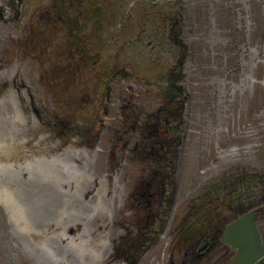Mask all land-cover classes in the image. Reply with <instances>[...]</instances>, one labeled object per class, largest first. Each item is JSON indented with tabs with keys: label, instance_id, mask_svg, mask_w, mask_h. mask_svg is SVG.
<instances>
[{
	"label": "rangeland",
	"instance_id": "1",
	"mask_svg": "<svg viewBox=\"0 0 264 264\" xmlns=\"http://www.w3.org/2000/svg\"><path fill=\"white\" fill-rule=\"evenodd\" d=\"M191 1L93 0L100 20L72 13L64 23L58 0H0V149L10 153H0V189L13 195L10 205L0 190V264H168L181 234L222 230L218 223L238 206L260 203L264 182L249 174L264 171V73H225L220 63L223 52L232 61L239 51L249 63L248 53L264 49L236 43L237 1ZM206 2L215 5L209 17L200 13ZM179 10L186 18L177 36ZM191 13L201 38L189 35ZM253 17L258 41L264 19ZM187 37L192 56L182 62ZM177 71L185 73L182 89L168 83ZM172 108L181 110L176 121L186 120L175 122V134H184L181 201L175 223L156 235L139 219L148 210L124 197L120 141L131 136V148L140 125ZM180 224L189 225L179 235ZM232 253L220 232L199 264H232Z\"/></svg>",
	"mask_w": 264,
	"mask_h": 264
},
{
	"label": "flooded vegetation",
	"instance_id": "2",
	"mask_svg": "<svg viewBox=\"0 0 264 264\" xmlns=\"http://www.w3.org/2000/svg\"><path fill=\"white\" fill-rule=\"evenodd\" d=\"M14 0H7V2H12ZM21 1V0H19ZM202 0H198L200 3ZM193 2V0L191 1ZM195 2V1H194ZM224 3V0L220 1ZM212 3H208V7ZM2 5H0V16L2 15ZM183 16V12H181ZM201 14L205 15L202 8ZM185 18H186V14ZM202 15V16H203ZM190 21L193 20V14H190ZM189 17V16H188ZM179 21V19H176ZM176 28V31L178 33ZM264 42V41H263ZM261 53V52H259ZM259 53H254V56L249 59V65H253L254 72L262 71L264 73V56L258 57ZM264 55V53H262ZM1 56H0V65H1ZM232 66H237L232 67ZM1 67V66H0ZM246 68H248V63H243L241 57L236 58V60L224 62L221 69L224 72H235V73H246ZM18 74V73H17ZM15 79L13 78V84ZM23 84V83H21ZM183 87L181 86V89ZM187 93V94H186ZM185 100L181 105L185 114L189 115V111L186 109V104L188 99V91L186 90ZM170 114H164L162 118L155 121V118L149 123H147L146 129L140 125L141 129L139 132L140 137L136 139L134 145L128 148L131 136H127L120 141L122 147H127L123 153V160L120 161V165L126 166L124 178L126 183H128L127 190L125 192V198L127 202L134 201L137 206L142 205L143 208H146L148 211L142 212L141 218L146 222V226L159 234L162 232L165 224L170 222L172 218V224L175 223L176 216L173 213L175 204L180 202L178 191L180 184V176L182 173V161H184V147L177 146V143L182 141L183 132L181 135L175 134L176 123L186 122L185 119L178 118L176 121L175 118L178 117L176 114L181 115L180 108H172ZM171 119L174 122H171ZM176 122V123H175ZM160 123H164L165 127L161 130L158 129ZM156 135H155V134ZM129 149L132 151L129 153ZM133 164L134 169L130 166ZM264 171L260 172L263 174ZM137 181V185H134V182ZM254 202V201H252ZM253 204V203H251ZM254 205V204H253ZM190 213H183L182 220L183 222L187 220ZM157 223L156 226L154 224ZM191 224V223H189ZM189 224H180L178 230L181 232H186L184 226ZM219 225L223 226V223ZM175 229V226L172 230ZM199 229H197L198 231ZM201 232V233H200ZM200 235L195 237H186V235L177 240L176 244L171 247L169 252L168 264H199V262L208 256L209 252L215 247L217 238L222 232L221 227L216 225L211 231H200ZM154 235V238H157ZM144 238V237H143ZM201 242L197 244L198 241ZM173 243V242H172Z\"/></svg>",
	"mask_w": 264,
	"mask_h": 264
},
{
	"label": "water",
	"instance_id": "3",
	"mask_svg": "<svg viewBox=\"0 0 264 264\" xmlns=\"http://www.w3.org/2000/svg\"><path fill=\"white\" fill-rule=\"evenodd\" d=\"M256 219V211L249 210L226 224L223 239L235 249L232 263L254 264L264 256V242Z\"/></svg>",
	"mask_w": 264,
	"mask_h": 264
},
{
	"label": "trees",
	"instance_id": "4",
	"mask_svg": "<svg viewBox=\"0 0 264 264\" xmlns=\"http://www.w3.org/2000/svg\"><path fill=\"white\" fill-rule=\"evenodd\" d=\"M59 5H58V13L59 18L64 22L67 23L69 20H75L73 17L72 13H77V14H83V17L85 19H90L92 17H94V15L96 14V20H100V17L98 14V9H100V7H98V9L94 7L93 8V0L91 2V0H58ZM90 10H92V12L94 11L95 13H92ZM76 22V21H75ZM179 76L176 75V77L172 76V80L170 81L171 85H177V80H178ZM263 198H264V194H263ZM251 205V204H249ZM249 205H240L238 206L239 208L236 210L237 213L241 212L242 210H244L245 208H247ZM260 213L264 214V203L261 205L260 207ZM264 258V257H263ZM262 258V259H263Z\"/></svg>",
	"mask_w": 264,
	"mask_h": 264
},
{
	"label": "bare ground",
	"instance_id": "5",
	"mask_svg": "<svg viewBox=\"0 0 264 264\" xmlns=\"http://www.w3.org/2000/svg\"><path fill=\"white\" fill-rule=\"evenodd\" d=\"M3 148H6V147L3 146ZM3 148L0 149V153L3 154V155H5V157H8L10 153H8V150H4ZM0 188H1V187H0ZM2 189H3V188H2ZM2 189H0V190H2ZM2 191H4V194H5V195H2V194H1V195L3 196L4 199L6 198V202H7V201H11V202H9V204H10V205H11V203L13 204V202H12V198H13L12 196H13V195H11L12 193H10V191H9L8 189H3ZM2 200H3V199H2ZM14 202H15V201H14ZM7 204H8V203H7ZM9 204H8V205H9ZM8 205H7V206H8ZM10 205H9V206H10Z\"/></svg>",
	"mask_w": 264,
	"mask_h": 264
}]
</instances>
